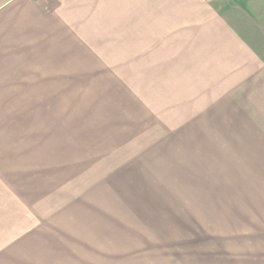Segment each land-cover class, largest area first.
Returning <instances> with one entry per match:
<instances>
[{"label": "crops", "instance_id": "1", "mask_svg": "<svg viewBox=\"0 0 264 264\" xmlns=\"http://www.w3.org/2000/svg\"><path fill=\"white\" fill-rule=\"evenodd\" d=\"M161 21L169 50L207 86L185 101L178 115L198 122L181 131L218 134L210 147L221 150L238 149V134H259L264 148V0H0V101L28 99L17 94L31 92V69H62L65 51L94 52L96 36H153ZM166 142L179 149L183 183L176 184L169 156L152 172L150 162L136 160L121 174L129 184L110 187L99 178L47 222L43 250H21L34 258L18 264L49 252L59 263L70 256L80 264H264V220L248 203L255 196L235 188L240 177L204 172L201 139L185 140L186 151ZM191 150H200L198 158Z\"/></svg>", "mask_w": 264, "mask_h": 264}, {"label": "rangeland", "instance_id": "2", "mask_svg": "<svg viewBox=\"0 0 264 264\" xmlns=\"http://www.w3.org/2000/svg\"><path fill=\"white\" fill-rule=\"evenodd\" d=\"M167 35L168 25L161 21L153 36H96L94 52H63L62 69H31V92L17 94L28 99L0 101V264L32 257L21 250L41 252L40 231L58 211L98 187L99 178L110 187L129 184L121 174H128L136 160L150 162L152 172L157 160L174 158L170 172L176 184L183 183L176 179L183 178L182 157L178 148L167 147L168 140L186 151L185 140L201 139L203 171L240 177L235 188L255 196L248 203L257 204V217L264 220V148L258 143L263 135L238 134V149L221 150L210 147L218 134L181 131L198 122L178 115L185 101L207 86L196 84L200 80L183 55L169 50ZM72 62L73 69H66ZM70 72L73 77H67ZM199 153L191 150L192 158ZM219 183L212 187H222ZM45 255L30 263H82L70 256L59 263L50 252Z\"/></svg>", "mask_w": 264, "mask_h": 264}]
</instances>
